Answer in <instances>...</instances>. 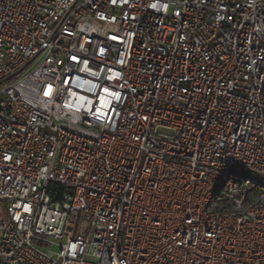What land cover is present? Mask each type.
Segmentation results:
<instances>
[{
  "label": "built area",
  "instance_id": "2783aa9c",
  "mask_svg": "<svg viewBox=\"0 0 264 264\" xmlns=\"http://www.w3.org/2000/svg\"><path fill=\"white\" fill-rule=\"evenodd\" d=\"M245 171L264 0H0V264H264Z\"/></svg>",
  "mask_w": 264,
  "mask_h": 264
},
{
  "label": "rangeland",
  "instance_id": "374dc122",
  "mask_svg": "<svg viewBox=\"0 0 264 264\" xmlns=\"http://www.w3.org/2000/svg\"><path fill=\"white\" fill-rule=\"evenodd\" d=\"M158 132L160 134H168V132L164 130H159ZM243 175L249 180H251L252 182L257 183L261 185L262 187H264V175L256 173V172H252V171H245Z\"/></svg>",
  "mask_w": 264,
  "mask_h": 264
},
{
  "label": "snow or ice",
  "instance_id": "6c2138e0",
  "mask_svg": "<svg viewBox=\"0 0 264 264\" xmlns=\"http://www.w3.org/2000/svg\"><path fill=\"white\" fill-rule=\"evenodd\" d=\"M51 92H52V86L49 85V86H48V90H47V92H45V95H50Z\"/></svg>",
  "mask_w": 264,
  "mask_h": 264
}]
</instances>
